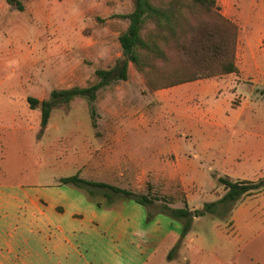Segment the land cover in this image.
<instances>
[{
  "label": "rangeland",
  "instance_id": "374dc122",
  "mask_svg": "<svg viewBox=\"0 0 264 264\" xmlns=\"http://www.w3.org/2000/svg\"><path fill=\"white\" fill-rule=\"evenodd\" d=\"M18 1L23 10L17 9L14 3L0 0V183L45 184L63 175H74L76 167H80V162L74 165V161L81 156L83 141L86 153L91 156L94 134L120 126L127 137L117 145L128 153L133 169L125 178H116L119 182L113 180L118 174L104 178L99 172L92 173L93 180L120 183L130 190L141 175L136 161L143 160L146 165L152 155L162 154V161H173L175 155L169 152L172 142L167 141L172 137L189 151L181 154L182 158L191 159L190 170L181 173L188 191L203 202H211L223 193L215 175L230 174L216 165L219 160L216 148L205 151L204 142L192 138L191 132L199 123L215 124L221 116L219 113L230 116L231 109L249 98L264 101V86H258L253 93L249 89L253 81L247 76L252 69L247 59V42L253 35L254 21L246 24L245 19L248 9L264 10V0H242L245 18H228L238 27L236 73L151 91L145 77L129 63L126 81L101 89L92 105L87 99L77 97L69 104L54 108L45 128L41 127L40 109L31 110L27 98L46 100L52 90L96 83L95 71L110 69L121 58L118 37L126 30L128 21L116 16L130 13L132 0ZM168 1L155 0V3L161 5ZM235 1L216 0L220 13L225 16L227 11H240ZM190 20L192 23L209 21L203 12L190 16ZM168 55V64L158 62L156 66L159 71L170 74L179 59L175 52ZM241 70L244 76L240 75ZM259 74L256 79L264 83V56ZM154 77L152 75V79ZM201 89L205 90V95L199 93ZM263 112L264 109L260 111L261 117ZM129 121L141 124L135 130ZM210 132L219 134L215 130ZM208 143L220 144L221 141ZM235 143V140L231 142ZM95 164L84 169L80 177L91 180L86 170ZM142 187L144 193L150 187V195L156 197L154 205L159 209L163 205L184 207L185 193L178 182L171 184L172 190H166L162 182L152 183L150 177L145 176ZM83 190L91 195L88 189ZM93 197L107 203L103 196ZM263 203V199L247 201L248 206L263 215L257 214L251 222L247 217H239L236 225L233 224L231 205L226 204L219 215L203 216L195 229L211 231L219 225L225 232L222 244L239 246L241 260L254 254L257 261H263ZM207 239L210 244L213 238Z\"/></svg>",
  "mask_w": 264,
  "mask_h": 264
},
{
  "label": "crops",
  "instance_id": "0c3cea01",
  "mask_svg": "<svg viewBox=\"0 0 264 264\" xmlns=\"http://www.w3.org/2000/svg\"><path fill=\"white\" fill-rule=\"evenodd\" d=\"M235 3L240 11H227L224 15L229 19L245 18L243 1ZM248 11L246 24L254 21L253 35L247 42V59L252 66L247 76L253 81L249 88L253 93L258 86H264L256 79L261 76L260 61L264 56V10L255 7ZM243 73L241 70L240 75L244 76ZM199 93L206 94L202 89ZM263 109L264 101L249 98L231 109L230 116L219 113L221 116L215 124L199 123L192 130V138L203 141L205 151L216 148L219 154L216 165L230 174H216V181L220 177L232 181L264 178V112L260 116ZM128 123L135 130L141 124L139 121ZM210 130L219 134L215 133V136ZM126 137L124 128L120 126L96 132L91 143V156L86 153L84 140L81 156L74 161V165L80 162L74 175L81 178L83 170L96 163L95 167L86 170L91 180L81 179L125 189L120 183L95 181L92 173L99 172V176L104 178L118 174L113 180L119 182L132 171L128 153L117 145ZM168 140L172 142L169 152L175 155L173 161H162L163 154L152 155L146 165L143 160L136 161L135 166L141 175L130 191L145 194L142 187L145 176H149L152 183L162 182L166 190L173 189L172 183H180L185 193V204L192 213L186 233H183L182 222L161 213L155 205L147 208L120 196L106 199L107 203H104L92 195L103 196L105 190L91 188L89 195L83 189L60 183V179L74 175H63L45 184L0 183V264H264V260L257 261L254 254L241 260L239 246L222 244L225 232L219 225L211 231L195 229L203 216L210 215L197 216L195 211L217 201L226 191L223 188V193L211 202H203L190 193L181 176L191 168V159L181 157L189 151L179 140L172 137ZM234 140L236 143L232 145ZM215 141L221 143H208ZM194 155L200 157L199 154ZM262 192L231 207L233 224L236 225L239 217H247L250 222L256 219L258 213L251 205L248 206L247 201L264 200ZM222 210L223 206L212 216L219 215ZM148 213L153 217L149 219ZM208 237L213 238L210 244Z\"/></svg>",
  "mask_w": 264,
  "mask_h": 264
},
{
  "label": "trees",
  "instance_id": "16d2710c",
  "mask_svg": "<svg viewBox=\"0 0 264 264\" xmlns=\"http://www.w3.org/2000/svg\"><path fill=\"white\" fill-rule=\"evenodd\" d=\"M5 1L14 3L19 10L24 9L18 0ZM132 5L130 13L116 16L128 21L126 30L118 37L121 58L110 69H97L96 83L87 87L52 90L46 100L27 98L31 110L40 109L42 128L46 127L54 108L69 104L77 97L87 99L92 105L101 89L114 82L126 81L129 63L145 77L151 91L237 72L238 27L220 13L216 0H169L161 5H157L155 0H132ZM199 12L208 17V23L191 22L190 16ZM168 52H175L179 59L170 74L159 71L156 66L158 62L168 64ZM152 75L155 76L153 79ZM91 119L94 126V110L91 111ZM217 181L226 193L217 201L205 204L201 211H195L197 216L214 215L221 206L230 204L233 207L241 198L264 190V178L232 181L220 177ZM60 183L88 189L90 194L91 188L105 190L103 196L107 200L120 196L147 208L156 200L150 195V187L145 194H137L105 183L86 181L78 175L62 178ZM160 212L182 222L183 233L188 231L192 213L185 203L183 208L163 205ZM148 217L152 218L153 214L148 213Z\"/></svg>",
  "mask_w": 264,
  "mask_h": 264
},
{
  "label": "water",
  "instance_id": "95a60500",
  "mask_svg": "<svg viewBox=\"0 0 264 264\" xmlns=\"http://www.w3.org/2000/svg\"><path fill=\"white\" fill-rule=\"evenodd\" d=\"M124 58V57H123Z\"/></svg>",
  "mask_w": 264,
  "mask_h": 264
}]
</instances>
